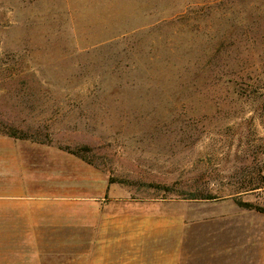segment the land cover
Instances as JSON below:
<instances>
[{"label":"rangeland","instance_id":"374dc122","mask_svg":"<svg viewBox=\"0 0 264 264\" xmlns=\"http://www.w3.org/2000/svg\"><path fill=\"white\" fill-rule=\"evenodd\" d=\"M0 134L63 163L67 194L82 162L85 192L91 168L164 216H189L194 201L257 204L264 0H0ZM66 235L33 261L123 263L121 234L95 257L90 232L83 244Z\"/></svg>","mask_w":264,"mask_h":264},{"label":"crops","instance_id":"0c3cea01","mask_svg":"<svg viewBox=\"0 0 264 264\" xmlns=\"http://www.w3.org/2000/svg\"><path fill=\"white\" fill-rule=\"evenodd\" d=\"M43 149L0 134V264H36L32 258L43 256L53 239L66 248L73 227L81 244L88 241L82 234L91 233L93 257L106 233L121 234L115 246L122 264H264V213L237 204L248 196L194 201L189 216H164L162 203L118 198L91 168L85 192L82 162L75 165L79 185L67 194V167ZM260 193L256 205L264 208Z\"/></svg>","mask_w":264,"mask_h":264},{"label":"trees","instance_id":"16d2710c","mask_svg":"<svg viewBox=\"0 0 264 264\" xmlns=\"http://www.w3.org/2000/svg\"><path fill=\"white\" fill-rule=\"evenodd\" d=\"M7 132H17L15 130H10V131H7ZM8 136L10 137H13V138H19L17 137L16 135L14 134H8ZM21 139V138H19ZM216 197H204V198H201V199H215ZM237 204L241 207V208H244V209H247V210H255L257 212H260V213H264V208L261 207V206H258L256 204H253V203H249V202H243L241 200H237Z\"/></svg>","mask_w":264,"mask_h":264}]
</instances>
